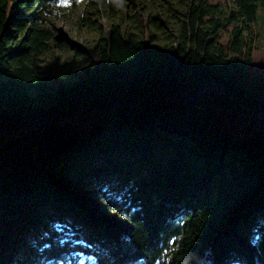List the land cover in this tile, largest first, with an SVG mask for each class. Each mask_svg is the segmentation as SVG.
Returning a JSON list of instances; mask_svg holds the SVG:
<instances>
[{"label":"trees","instance_id":"obj_1","mask_svg":"<svg viewBox=\"0 0 264 264\" xmlns=\"http://www.w3.org/2000/svg\"><path fill=\"white\" fill-rule=\"evenodd\" d=\"M61 1L0 0V264H264V103L237 80L264 0L183 3L164 45L94 22L93 49L47 77L35 14ZM102 175L114 221L78 198Z\"/></svg>","mask_w":264,"mask_h":264},{"label":"rangeland","instance_id":"obj_2","mask_svg":"<svg viewBox=\"0 0 264 264\" xmlns=\"http://www.w3.org/2000/svg\"><path fill=\"white\" fill-rule=\"evenodd\" d=\"M209 5L219 6L226 15L235 11L236 6L230 0H207ZM192 4V0H137L136 5L124 0H62L56 5L49 6L46 10H36V27L49 31L54 35L48 51L44 52L38 59L40 71L48 77L51 71H55L58 64L70 63L75 59V47H79L89 53L100 38L99 31L94 29L92 23L97 22L102 28L105 36L110 34L113 23L120 25L124 31H135L138 35L146 38L152 33L158 40V45L167 43V35L178 29L179 20L175 15L185 13L186 6ZM31 15V12H30ZM157 17V23L162 24L156 29L150 21ZM222 33L221 41L227 46L230 40V32ZM247 42L254 49L253 63L245 78H237L240 85L248 96L258 102L264 103V11L262 7L258 10L257 22L245 33ZM63 44L60 46V43ZM91 57V55L89 54ZM76 79L64 81L65 86H72ZM62 81L54 80L50 89L56 90ZM62 184L70 182V178L56 175ZM109 177L100 176L98 182L87 184L81 182L77 185L78 198L84 200L91 195L95 205H90L98 217L111 219L117 218L120 201V189ZM102 198H104L102 200ZM119 219V218H118ZM117 219V220H118ZM115 222H117L115 220ZM121 222V221H120ZM76 264H95L90 257L79 256Z\"/></svg>","mask_w":264,"mask_h":264}]
</instances>
